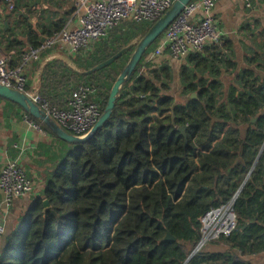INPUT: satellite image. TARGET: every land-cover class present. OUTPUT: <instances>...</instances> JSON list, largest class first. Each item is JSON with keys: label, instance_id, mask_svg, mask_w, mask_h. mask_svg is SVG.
Returning <instances> with one entry per match:
<instances>
[{"label": "trees", "instance_id": "trees-1", "mask_svg": "<svg viewBox=\"0 0 264 264\" xmlns=\"http://www.w3.org/2000/svg\"><path fill=\"white\" fill-rule=\"evenodd\" d=\"M23 7L31 12L29 3L16 0L17 21L11 22L21 26L25 41L14 27L3 32L10 20L0 13V40L6 41L5 52L14 51L12 66L26 47H40L42 37L67 21H54L48 34L42 28L40 33L20 12ZM153 23H120L83 57L45 61L38 68L37 93L66 108L79 85L93 87L102 114L113 83ZM155 44L95 134L80 144L59 141L41 195L3 236L0 264H255L251 258L264 254V78L243 71L226 95L223 75L236 63L222 39L189 54L180 66L184 99L178 102L170 94L171 66L144 61ZM128 45L109 65L85 73ZM233 197L235 227L212 241L221 249L207 250L205 244L187 260L200 239L201 216ZM167 232L175 239L163 240Z\"/></svg>", "mask_w": 264, "mask_h": 264}, {"label": "built area", "instance_id": "built-area-1", "mask_svg": "<svg viewBox=\"0 0 264 264\" xmlns=\"http://www.w3.org/2000/svg\"><path fill=\"white\" fill-rule=\"evenodd\" d=\"M9 10L15 6L13 0H5ZM78 8V23L73 28H64L45 38L38 48L28 47L20 54L17 65H9L10 55H0V84L24 92L35 104L48 114L68 133L82 138L86 136L101 116V106L95 100L93 87L79 85L69 97L66 108H57L42 99L36 91H25L28 63L40 60L45 49L66 47L73 55L87 52L92 44L113 27L124 22L155 21L174 0H74ZM217 0H191L156 40L154 49L145 57L153 61L167 51L174 60L190 53H198L208 44H220L222 36L212 16ZM87 50V51H86ZM38 128L37 125L33 124ZM33 181L24 168L11 161L0 170V190L3 204L8 207L12 200L32 193ZM233 197L229 202L206 211L200 218V239L196 253L210 241L228 236L235 227L236 215ZM0 224V237L4 234Z\"/></svg>", "mask_w": 264, "mask_h": 264}, {"label": "crops", "instance_id": "crops-1", "mask_svg": "<svg viewBox=\"0 0 264 264\" xmlns=\"http://www.w3.org/2000/svg\"><path fill=\"white\" fill-rule=\"evenodd\" d=\"M23 1L29 3L31 12L24 11V7L20 9V12L25 13L24 17L27 18V21L40 33L42 28L47 30L48 34L49 27L54 26L52 23L63 18H67V21H65L62 29L73 28L78 23V8L74 0ZM13 2L15 4L16 0ZM68 8L72 9L70 15L67 14ZM0 13L1 17L7 15L10 20L9 26L3 22V32L5 33L6 29L14 27L17 38L25 41L26 34L22 33L21 26L15 27L13 24L17 21V15L9 10L5 0H0ZM212 16L221 32L222 39L227 41L228 48L232 52L230 56L236 63L235 70L223 75L225 94H229V90L236 85L237 76L243 71L250 70L252 75H256L262 80L264 78V0H217L212 10ZM5 23L6 28L4 27ZM44 39L42 37L41 41L43 42ZM5 47L6 41L2 38L0 40V55H10L11 60L14 51L5 52ZM48 50L44 58L41 57V52L40 60L30 62L26 67L28 92L37 90L38 68L45 61L57 57L69 60V58L77 56L73 55L66 47H54ZM79 56L83 57V54ZM187 56L180 60H174L167 51H164L162 56L150 62L154 64L167 62L172 71L176 70L178 75L180 66L185 63ZM10 60L9 65H11ZM157 60L158 62H156ZM178 66L179 69L177 70ZM177 78L179 80L178 76ZM33 124L19 106L0 98V170L8 162L17 161L33 181L34 186L31 194L14 198L8 207L3 204V195L0 190V224H4L5 228L4 234L0 237V249L3 236L16 227L18 217L26 210L31 199L41 195L50 172L56 166L55 155L58 151L56 149L61 147L60 139H56L55 136L39 127H34ZM206 249L215 251L221 247L210 241L207 243ZM251 259L255 264H264V254Z\"/></svg>", "mask_w": 264, "mask_h": 264}, {"label": "water", "instance_id": "water-1", "mask_svg": "<svg viewBox=\"0 0 264 264\" xmlns=\"http://www.w3.org/2000/svg\"><path fill=\"white\" fill-rule=\"evenodd\" d=\"M191 0H174L173 4L169 9H167L148 29L146 34L137 42L132 54L130 55L127 63L122 69L121 73L117 76L115 82L113 83L109 98L107 100L106 107L102 112L99 119L93 125L90 132L82 137H76L62 127H60L48 114H46L37 104H35L24 92L10 87H6L0 84V98L7 100L17 106H19L25 113L29 114L33 118L38 119L44 125H46L53 135L67 143L71 144H80L89 140L95 132L104 124V122L109 118L112 113V110L115 105L116 97L121 89L122 85L130 79L137 65L139 64L141 58L144 56L148 48L164 33L168 26L173 22V20L180 14L184 6ZM5 28L7 27L6 23L4 24ZM131 45L121 49L115 55L110 58L96 64L91 69L87 70L85 73L94 72L102 67H105L119 58L126 50L130 48ZM192 97L195 98V94H192ZM184 126L179 127V131L184 133ZM264 147V146H263ZM43 205L48 206V201L43 200ZM175 238L170 235L168 232L163 237V240H174ZM194 250L190 253L187 260L194 254ZM186 260V261H187ZM185 261V263H186Z\"/></svg>", "mask_w": 264, "mask_h": 264}, {"label": "rangeland", "instance_id": "rangeland-1", "mask_svg": "<svg viewBox=\"0 0 264 264\" xmlns=\"http://www.w3.org/2000/svg\"><path fill=\"white\" fill-rule=\"evenodd\" d=\"M67 60V59H66ZM158 62V60L156 61ZM172 66H175L174 64H172ZM177 67V66H176ZM175 69V68H174ZM179 69V66L177 68V70ZM173 75H174V80L171 84V90H170V94L174 97L175 101H183V97L180 95V89H179V80L177 78V73L176 70L173 71ZM60 150V149H59ZM257 263V262H256Z\"/></svg>", "mask_w": 264, "mask_h": 264}]
</instances>
